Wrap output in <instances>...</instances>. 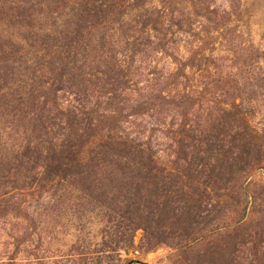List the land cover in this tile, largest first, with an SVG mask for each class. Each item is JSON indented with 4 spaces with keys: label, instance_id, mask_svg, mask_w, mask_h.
I'll return each instance as SVG.
<instances>
[{
    "label": "trees",
    "instance_id": "16d2710c",
    "mask_svg": "<svg viewBox=\"0 0 264 264\" xmlns=\"http://www.w3.org/2000/svg\"><path fill=\"white\" fill-rule=\"evenodd\" d=\"M145 2L0 0V32L4 34L5 25L15 27L18 30L15 36L19 38V43L13 39L7 43L0 35V53L4 55L0 60V70L13 63L17 64V69L25 70L24 74L19 72L22 80L29 77L24 84L26 89L18 92L14 101L7 104L23 112L20 120L31 117L33 134L42 138L38 142L31 140L23 152H11V159L0 157V223L3 226L8 224V216L13 212L9 209L20 206V197L41 193L45 194L44 202L39 203L41 208L50 207L45 202L48 195L54 206L74 209L70 195L73 197L72 192L79 191L82 206L93 211L98 209L103 215L105 225L100 248L90 251L89 242L82 239L71 250L54 255L49 245L51 239L42 242L39 237L41 246L31 247L37 231L30 233L27 227L22 237L14 235V245L22 244L28 251V259H35L37 264H116V253L131 250L137 230L142 229L141 245L146 251L168 246L189 264H245L240 259V252L246 247L248 249L244 250H248L246 258L249 257L250 264H264V215L246 220L249 213L251 216L264 214V185L253 184L250 179L246 181L264 164L262 134L256 128L239 126V131L236 130L238 135H233L226 142L219 140L223 130L213 131L207 136L202 133L200 142L206 153L214 154L207 161L209 168L197 167L198 175L191 173L193 169L186 165L185 160H161L154 146L113 129L98 137L93 135L86 141L74 136L76 128L83 130L84 124H88L86 109L91 103L90 87L104 89L107 86V81L101 84L92 82V74L84 71L88 65L86 52L96 47L82 39V31L107 29L112 23L122 20L126 9L143 6ZM227 2L222 4L224 13L231 9V0ZM72 5L75 22L71 21L61 31L52 32L48 28L43 31L26 21L27 13L36 16L40 8L50 11V16L56 18L62 7ZM150 15L142 14L143 19L147 18L145 27L141 29L143 32L154 24ZM110 35H103L100 39L101 56L118 64L113 49L105 48ZM133 51L136 54L146 50ZM45 67L48 70H40L35 76L28 73L31 69L37 71ZM114 68L116 72L115 65ZM115 72L112 76L117 74ZM30 82L32 88H28ZM108 85L113 84L110 81ZM37 91L44 97L38 96ZM52 91L74 93L84 99L78 105L70 103L61 107L62 104L57 103L56 107L53 106L54 116L51 113L44 115L46 110L39 104L44 103L43 99L47 103ZM50 124L55 132L61 130L64 135L58 136L54 132L53 137H48L53 132L49 131ZM252 137H256V144ZM88 147L91 151L85 153ZM12 150L15 149L12 147ZM105 168H111L110 177L107 176L106 180L92 179L96 171L103 174ZM211 170L217 173L216 177L208 175ZM243 179L248 182L246 189L241 186ZM235 181L237 188L231 187ZM185 186L190 189L188 192ZM180 189H184L181 195ZM230 210L238 213L237 219L231 223L224 218ZM35 212V215H43ZM3 226L1 229H5ZM19 252L15 250L11 256L9 249L3 248L0 264H18ZM4 256L9 258L3 262Z\"/></svg>",
    "mask_w": 264,
    "mask_h": 264
},
{
    "label": "rangeland",
    "instance_id": "374dc122",
    "mask_svg": "<svg viewBox=\"0 0 264 264\" xmlns=\"http://www.w3.org/2000/svg\"><path fill=\"white\" fill-rule=\"evenodd\" d=\"M227 1L230 0H146L143 6L126 9L122 20L112 23L110 29L83 30L82 39L96 47L86 52L88 65L84 71L92 74V82L101 84L107 81V86L104 89L90 87L91 103L86 109L88 124H84L83 130L76 128L74 136L86 141L93 135L98 137L113 129L154 146L161 160H185L194 175H198L196 169L199 165L209 168L207 161L214 154L206 153L200 142L202 133L207 136L213 131L223 130L219 140L226 142L233 135H238L239 126L248 125L262 134L261 142L264 144V0H231V9L224 13L222 4L226 5ZM73 5L62 7L56 18L50 16V11L40 8L36 16L27 13L26 21L43 31L45 28L52 32L61 31L71 21L75 22ZM142 14H151L154 22L144 32L141 29L145 27L147 18L143 19ZM107 30L111 35L105 48L113 49L118 64L101 56L100 39L109 35ZM3 33L0 35L5 42L13 39L19 43L15 27L5 25ZM125 47L128 50L122 52ZM139 49L146 51L135 54L133 50ZM3 56L0 53V60ZM15 65L11 63L0 70V157L9 159L12 153L23 152L31 140L38 142L42 139L33 134L32 118L20 120L23 112L7 104L14 101L18 92L26 89L24 84L29 78L26 77L24 82L19 72L24 74L25 70L17 69ZM40 70L48 68L31 69L28 73L35 76ZM13 72L16 74L11 75ZM114 72L117 74L112 76ZM110 81L113 85H108ZM28 86L32 88V82ZM36 94L42 95L40 91ZM83 99L82 95L52 91L47 103L43 99L44 103L39 107L46 110L44 115L51 113L54 116L53 106L78 105ZM48 126L49 131H53L48 136L51 137L55 130L51 124ZM55 133L64 135L61 130ZM252 142L256 144V137ZM84 151L90 153L91 149L88 147ZM109 169L105 168L103 174L96 171L92 179L106 180L111 176ZM208 175L216 177L217 173L211 170ZM249 179L253 184L264 185V164L246 181ZM246 181L243 179L242 185L239 182L244 189L247 188ZM235 184L238 183H231V187L237 188ZM185 189L187 192L190 190L186 186ZM183 190H179L180 195ZM44 195L30 193L20 197L19 207L9 209L13 212L8 216V224L3 226L0 223L5 228L0 227V251L8 248L12 256L15 250H20L16 258L18 264H37L35 259H28V251L22 244L14 245V237H22L28 228L30 233L37 231L31 247L41 246L39 237L42 242L51 239L49 245L54 255L71 250L82 239L89 242L90 251L100 248L105 225L103 215L98 209L93 211L82 206L79 191H73V197L70 195L76 212L54 206L48 195L45 202L50 207L41 208L39 203L44 202ZM35 211L43 215H35ZM230 211L224 216L229 223L238 215L234 210ZM263 215L251 216L249 213L246 220ZM143 233L142 229L137 230L131 250L116 253V264H131V261H135L132 264H189L168 246L146 251L141 245ZM244 249L248 247L242 249L240 259L250 264L249 257L246 258L248 250ZM8 258L4 256L2 261Z\"/></svg>",
    "mask_w": 264,
    "mask_h": 264
}]
</instances>
